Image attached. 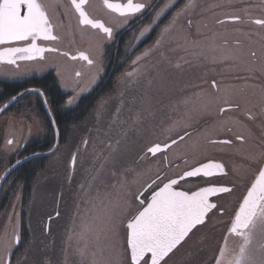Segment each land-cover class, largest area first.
I'll return each mask as SVG.
<instances>
[{"label": "rangeland", "instance_id": "1", "mask_svg": "<svg viewBox=\"0 0 264 264\" xmlns=\"http://www.w3.org/2000/svg\"><path fill=\"white\" fill-rule=\"evenodd\" d=\"M137 1L149 2V0ZM176 1L163 0L167 2L166 5ZM180 2L184 3L173 11L167 19L169 21L166 22V20L162 26L158 27L155 39L151 40L153 37H150L143 42L142 47H138L139 50L126 61L134 66H127L129 71L124 69L122 75L121 71L114 75V80L109 81L110 85L108 84L109 86L96 96L79 97L82 93H75L74 88L63 81L62 72L56 71L60 86L58 87L71 92L63 109L73 108L86 98L83 100L84 107L82 105V108L86 109V118L72 128L70 137L64 144L57 146L56 150L47 156L43 171L34 180L26 205L23 206L20 188L12 192L9 183H4L9 175L0 184V264H123L127 247L125 224L138 210L139 204L136 197L139 192L147 185L149 190H152L197 162L214 158L211 154L212 148H220V150L225 148L219 144L211 146L208 139L224 134L226 127L230 124L235 128L234 133L243 131L242 127L237 129V125H240L239 119L232 118L233 115L218 116L215 109L219 104V107L221 106L223 100L216 104L208 92L203 93L198 88L192 87V81L188 78L195 79L200 76V73H204V67L214 70L213 66L219 64L223 67L214 72L215 79L217 84L221 81L225 84L229 81L227 80L228 70L240 66L246 67L249 63L255 70L256 78L260 77L264 70L263 42L260 41L258 45L250 43L246 45V39L242 37L239 38L242 39L241 44L230 45L225 32H229L230 29L226 30L223 26L230 25L234 27L236 33H244L247 36L251 32L249 37H254L253 41L256 39L255 36L264 38V34H261L262 29L259 26L255 29L260 31L259 33L253 30L250 27H254L251 21L228 23L222 26H218L216 21L217 10L221 5L243 2L246 4L247 12L243 17L254 18L258 16L257 10L261 12L262 9L264 10V0H235L234 2L232 0H220V2L218 0H181ZM102 12L104 20L110 24L113 19L106 12ZM52 14L51 8L50 16ZM188 19L192 24L186 27L185 21ZM154 21H156L155 18L149 26V22L146 26L143 25L145 27L142 26L137 35L127 36L124 42L125 56L138 49L136 48L138 41L145 36L143 32L151 27ZM240 24L251 29H242ZM77 27L73 29L67 40L80 36L82 39H91L94 43L102 45L104 50L107 44L104 35L91 31V33L78 32L79 26ZM186 30H199L204 32V35L205 32H210L209 36L213 38L208 44L210 50L199 55L194 42L186 45L184 41ZM235 32L231 31V33ZM62 35L65 36L66 32H62ZM185 36L188 39L192 36L194 39L196 35L192 32L189 36ZM81 43L82 41H79V44ZM231 46L245 48L236 52ZM184 47L188 52L184 51ZM252 51L256 54L253 55ZM186 54H189L188 61H186ZM35 64L36 66L31 67L20 63L18 68L1 65L0 81L14 82L37 76L36 72L29 71L34 67H42L41 63ZM182 64L186 66L182 68ZM230 64L235 65L229 66ZM138 79L140 82H137ZM172 81L173 96L184 97H182L183 100L179 98L173 103L171 134L177 137L186 129L197 126L201 122L207 125L204 129H201L203 126L200 127L201 130L194 133L192 136L194 139L189 138L174 145L168 151L170 158L165 164V154L151 156L148 149L153 142L166 140V126L162 127L158 133L142 135L141 131L133 126V121L139 116L137 106L140 99V108L144 112L152 116L158 114L155 109L158 105L150 110L147 109L146 95H150L151 90L154 93L164 94ZM130 83L132 86L127 94L134 96V99L128 102L125 87ZM207 89L212 91L211 87ZM139 96L142 97L139 98ZM252 97L254 100L257 99L255 96ZM256 101L258 102L247 104L249 105L247 110L257 107L261 111L264 108V99L260 98ZM43 104L45 110L47 109L45 115L49 119L54 134V143L49 150L51 151L56 144L58 130L54 122L51 123L54 117L49 106L45 101ZM16 107L0 115V156L4 162L0 180L10 168L9 160L17 156L30 142L42 140L47 132L42 114L33 107L26 109H16ZM261 120L264 121V118ZM228 134L226 132L225 135ZM200 137H207V143L212 148L200 146L195 150V144ZM184 147L190 149L187 153H193L188 156L182 154V151L186 150ZM197 150L199 151L196 152ZM183 156L186 158L184 159ZM193 185L194 183L191 182L184 187L188 190ZM2 199H5L3 205ZM106 216L111 217L113 221L111 230L106 223ZM22 222L27 228L28 240L25 242V247L18 251L19 230ZM207 224L196 230L191 241L182 246L181 253L168 258L167 264H217L218 258L225 264H247L249 258H254L256 264H261L264 260V232L259 226L255 228L251 226L247 238L242 242L230 235L223 236V231L226 229L220 228L222 231L218 240L221 245L218 251V246H214L212 242L216 235L210 229L214 225L213 221ZM214 253L217 259L209 260L208 255L213 257Z\"/></svg>", "mask_w": 264, "mask_h": 264}, {"label": "flooded vegetation", "instance_id": "2", "mask_svg": "<svg viewBox=\"0 0 264 264\" xmlns=\"http://www.w3.org/2000/svg\"><path fill=\"white\" fill-rule=\"evenodd\" d=\"M38 4L41 6L42 11L45 13V16L48 20V24L50 27V36L55 37V39H48L45 40L42 37H37L35 43L39 48H48L46 51H43L41 54L40 52L35 53L32 59H22L20 53H12L10 56L14 61L10 64H4V66L18 68L20 63L28 64L29 66H36L35 63H41L42 67L37 68L34 67L30 72H36L37 76L34 77H41L45 74L51 73L56 80V84L58 83V79L56 77V71L62 72L63 81L71 85L74 88L75 93H82L79 97H86L87 96H96L99 92L104 91L107 86H109V81L114 80V75L119 74L121 71V75L124 69H127V66L134 64H129L126 62L132 55H134L139 48L142 47V43L146 42L150 37H153L151 40L155 39L156 30L158 27L162 26L163 23L169 19L172 15L173 11L176 10L180 4L184 2H180L181 0H177L176 2H171L169 5H166L167 2H163V0H149V2H140L137 0H133L134 3H143L145 7L142 11L135 13L133 15H128L126 17H122L117 13L109 10L105 5V0H86L84 5V10L88 17L94 21H101L106 27H110L112 29V36L109 38L107 34L102 33L99 29H94L89 25H80L78 16L72 6V0H36ZM78 1V0H76ZM113 2H120L121 4H125L128 0H108ZM235 0H232L234 2ZM45 2V3H43ZM220 2V0H218ZM252 2V1H251ZM47 3V4H46ZM245 3L243 2H234V5H221L217 10V23L218 26H222L223 24L228 23H242L244 21L252 22L253 30L258 28V25L254 23L256 19L264 18V10L256 11L258 16L254 18H244L243 15L247 13L245 10ZM52 8L53 14L50 16V9ZM106 12L110 15L113 21L110 24H107L104 20L103 12ZM216 15V12H215ZM234 17H238V19H233ZM154 24L147 28L143 34L145 35L142 40L138 41L137 47L134 52L131 54H127L125 56L124 51V42L128 35H137L140 33L141 28L145 27L146 24L153 19ZM167 20L166 22H168ZM186 27L192 24L191 20L188 19L185 21ZM145 25V26H143ZM78 32H88V33H99L100 35H104L106 37L107 44L104 46V50H102V45L100 46L97 43H94L91 39H82L80 36L75 38H70L67 40V37L72 33L74 28H78ZM143 26V27H142ZM242 29H251L246 25L240 24ZM224 29H230L229 32L225 31L227 34V38L230 41V45L233 43L234 45L241 44L242 37H245L246 45L250 44H260L263 42L264 47V38L261 36H255L256 39L253 41V38L249 37V35H245L244 33H236L234 27L230 25L223 26ZM261 34H264V29L260 28ZM91 31V32H90ZM235 32V33H231ZM258 33L260 31L255 30ZM62 32H66V35L63 36ZM194 33L196 35L193 39L192 36L186 37L185 35H190ZM210 32L202 31H184V41L185 44L193 43L197 47L196 51H198L199 55L202 54L204 51H209L210 46L208 45L211 40L213 39L209 36ZM215 37V33H213ZM229 35V37H228ZM130 37V36H129ZM79 41H82L79 44ZM261 41V42H260ZM149 42V41H148ZM33 41L31 38L27 41H18V42H5L0 44V50L7 49L9 51L10 48H26L30 47ZM225 43V42H224ZM250 43V44H248ZM145 45V44H144ZM141 46V47H140ZM235 48L236 52L242 51L244 46H231ZM57 49V51H50V49ZM249 48V47H246ZM184 51L188 52L187 49L184 47ZM251 53H255L252 51ZM256 54V53H255ZM189 54H186V61L189 59L187 58ZM81 56H86L93 61L92 64H89L87 60L81 59ZM190 61L188 62V64ZM235 64H230L229 66H233ZM186 65L182 64V68ZM215 69L210 70V67H204V73H200V76L192 79L187 78L192 81V87H196L201 90L203 93L208 92L211 95V98L216 104L223 100L221 106L219 105L216 107L215 111L217 112L219 117H224V115L230 116L233 115L232 118L239 119V124L237 125V129L239 130L240 127L243 128L241 132L234 133V126L230 124L229 127H226V132L229 133L228 135L219 134L218 137H213L208 139V143L213 147L214 145L224 146L223 150L220 148L213 149L207 143V137H200L198 142L195 144V150L198 149L197 147L204 146V148H212L214 158H209L206 160H202L197 162L196 164L192 165L191 167L182 170L179 175L173 176L169 180L165 181L164 183L170 181L171 179L180 177L185 171H190L193 168L207 163V162H214L218 163L222 166V171L219 169V172L212 174L211 176L205 177L203 175L186 178L184 180L178 181L176 185L173 187L175 189H179L185 191L187 193H192L195 191L200 190L204 187L209 186H216V187H227L230 189L229 192L225 193H217L209 198V202L217 205L216 209L210 210L208 214V219L203 225L198 226L199 228L208 225L210 221H213V226L210 228L211 231H214L216 235L212 239L214 246H218V251L220 250L221 242L218 240V236L221 235V229H226L223 231V236L231 235L234 239L236 238L240 242L243 239L247 238V234L251 225L243 232L232 234L229 232L232 217L241 203L244 195L250 188L252 182L254 181L255 177L259 173V168L262 167L264 164V121L261 119L264 118V108L261 111L257 109V107H252L251 110H247V104L251 102L257 103L258 99H264V70L263 72H258L260 74L259 78H256L255 70L250 66V63L244 67L240 66L238 68H233L228 70L229 73L227 74L228 83L224 84V81L219 82L215 79L214 72L222 69V65H214ZM129 71V70H128ZM137 71V69H136ZM76 73H80L79 76ZM257 73V74H258ZM137 82H140L138 79ZM109 84V85H108ZM215 84V86H213ZM59 86V83L57 84ZM132 84L126 85L125 93L128 102H131L134 99V96L128 95V91L131 88ZM60 87V86H59ZM173 87V81L171 82L170 86L167 87V90L164 94L162 93H154V91H150V95H146L148 100L145 101V105L147 109H152L156 106L158 114L152 116L144 112L142 108H140V102L138 103L137 111L139 116L133 121V126L141 131L142 135H147L151 133H158L162 130V127L166 126V140L162 141H155L152 143L151 148L154 145H167L170 144L165 150L157 152L156 156L159 154H165L164 160L165 164L169 162L170 156L168 155V151L177 143L192 138L194 139V133L197 131L204 129L205 125L204 122H201L199 125L186 129L183 131L182 134L174 137V134H171V126H172V117H173V103L178 100L179 98L182 99L184 96H173L171 88ZM211 87L212 91H209L207 88ZM64 95V104L67 102L70 97V91L68 89L59 88ZM188 95V94H185ZM151 96V99H150ZM252 96H255L257 99L254 100ZM133 97V98H131ZM142 96H139V98ZM187 97V96H186ZM83 98V100H86ZM227 98V99H226ZM185 99V98H184ZM158 100L159 103H158ZM183 100V99H182ZM164 102V103H163ZM256 106V104H254ZM158 107V108H157ZM124 108H131V107H124ZM224 109V111H221ZM147 111V110H145ZM255 113V114H254ZM213 116L215 113H212ZM144 115V116H141ZM136 117V116H135ZM133 117V119L135 118ZM255 117V119H253ZM213 118V117H212ZM244 125V127L242 126ZM203 126V127H202ZM202 127L201 129H199ZM135 131V130H134ZM188 135H185V133ZM240 136L242 139H237ZM180 137H184L183 140ZM173 140L177 142L175 144L172 143ZM228 140L230 143H213V141H223ZM59 146V144H58ZM186 150L182 151V154H192L193 152H189L190 150L188 147H184ZM194 150V151H195ZM197 150L196 152H198ZM184 159L186 158L183 156ZM194 183V185L187 190L184 187L185 184ZM163 183V184H164ZM161 184V185H163ZM161 185L158 187L149 190V186H145L142 191L139 192V200H137L139 207L136 211L135 215L138 214L139 211L148 203L151 198L152 193L157 190ZM140 200L144 201V204H140ZM134 215V216H135ZM220 221V223H216ZM129 222V221H128ZM225 224V225H224ZM126 225V224H125ZM221 228V229H220ZM196 230H194L195 232ZM210 231V232H211ZM226 232V233H225ZM193 234H190V238L187 239L185 243H182L184 246L188 241H191V237ZM219 241V244H218ZM218 244V245H216ZM126 246H127V239H126ZM182 246H178L177 250H174V254H170L169 257H166L165 260L168 258L181 253ZM215 248V247H214ZM229 253V251L227 252ZM209 260H214L215 253L213 257L208 255ZM130 259V258H129ZM217 259V256L215 260Z\"/></svg>", "mask_w": 264, "mask_h": 264}, {"label": "snow or ice", "instance_id": "3", "mask_svg": "<svg viewBox=\"0 0 264 264\" xmlns=\"http://www.w3.org/2000/svg\"><path fill=\"white\" fill-rule=\"evenodd\" d=\"M105 2L109 9L119 13L122 17L138 13L145 7L143 3H134L133 0H128L126 4L108 3L107 0ZM73 3L82 18V24L101 29L109 38L112 36L110 27H105L103 23L86 17L85 12L81 10L83 0H79V3L73 0ZM233 19H238V17ZM254 23L264 28V18L256 19ZM37 37L45 40L55 39L50 36L48 20L36 0H0V44L27 41L31 38L33 43L30 47H15L10 48L9 51L22 54V59H32L35 53L44 51L37 47L35 43ZM50 51H57V49L53 48ZM81 59L87 60L89 64L93 63L86 56H81ZM76 75L79 76L80 73ZM185 135L188 133L186 132ZM180 139L183 140L184 137ZM237 139H242V137L238 136ZM176 142V140L172 141L173 144ZM217 142L230 143L228 140L213 141V143ZM9 143L12 142L9 141ZM164 147L167 148L168 145ZM160 149L161 145L157 144L148 151L155 154ZM213 168L223 170L220 164L204 163L190 171H185L179 179L184 180L200 175L208 177L212 175ZM177 183V179H171L169 183L164 184L163 188L153 193L147 207L129 220L123 264H129V255L130 264H167L165 258L174 254V250L182 246V243L190 238V234H194V230H198V226L206 222L210 210L217 208V205L209 202V197L215 193L230 191L229 188L223 186H209L188 194L171 190L172 186ZM257 188L261 193L259 196L256 194ZM136 199L139 200V196ZM140 204L143 205L144 201L140 200ZM105 220L111 230L113 226L111 217L106 216ZM234 221L233 231H239L240 228H248L251 225L253 228L259 226L264 232V167L259 168L258 178L244 197ZM217 264H225V262L218 258ZM247 264H256L255 259L249 258ZM261 264H264V260Z\"/></svg>", "mask_w": 264, "mask_h": 264}, {"label": "trees", "instance_id": "4", "mask_svg": "<svg viewBox=\"0 0 264 264\" xmlns=\"http://www.w3.org/2000/svg\"><path fill=\"white\" fill-rule=\"evenodd\" d=\"M28 89H35L36 92H27L20 99H18L15 104L8 108L7 111L13 110L17 105L16 109L33 107L40 114H42L43 120L45 121L44 127L47 132L42 140L30 142L17 154V156L9 160V167L13 166L17 160H21L34 154L47 153L52 148L54 143V134L49 119H47L45 115L47 109L45 110L43 104L44 101L53 113L54 121L51 123L53 124L54 122V126L58 130L59 145L64 144L70 137L72 128L86 118V109L82 108V105L83 107L85 105L84 101L68 110L63 109L64 95L57 86L56 80L51 73L45 74L41 77H32L21 81H0V107L11 100L14 96ZM46 161L47 157H38L24 162L14 168L7 177V181L4 182L5 184L9 183L10 190L12 192L20 188L23 206L27 204L34 180L37 175L43 171ZM3 163L4 162H2V158L0 156V175L4 170ZM7 197L8 195L6 198ZM1 201L3 202V205L5 203V199H2ZM19 237L20 245L18 251L25 247V242L28 240L27 228L23 222L20 226Z\"/></svg>", "mask_w": 264, "mask_h": 264}, {"label": "water", "instance_id": "5", "mask_svg": "<svg viewBox=\"0 0 264 264\" xmlns=\"http://www.w3.org/2000/svg\"><path fill=\"white\" fill-rule=\"evenodd\" d=\"M37 2V1H36ZM77 3H79V0L78 1H76ZM85 2H86V0H83V4H82V7H81V10L82 11H84L85 12V10H84V5H85ZM107 2L108 3H119V4H121L120 2H113V1H108L107 0ZM38 3V2H37ZM72 6H73V8H74V10H75V12H76V14H77V16H78V19H79V23H80V25H89V24H82L81 23V17H80V15H79V12L77 11V9L75 8V4L73 3V0H72ZM126 4V3H125ZM104 5L107 7V5H106V2L104 1ZM108 8V7H107ZM109 9V8H108ZM109 10H111V9H109ZM22 11H23V9H22ZM112 11V10H111ZM114 12V11H113ZM115 13H117V12H115ZM118 15H119V13H117ZM85 15H86V17L88 18V19H90L89 17H88V15L86 14V12H85ZM92 20V19H91ZM100 23H102L101 21H99ZM90 27H91V25H89ZM105 26V25H104ZM106 27V26H105ZM102 33H104L101 29H99ZM42 49H44V51H46L48 48H42ZM41 54L43 53V51L42 52H40ZM12 55V52H10V51H8L7 49H2V50H0V66L1 65H4V64H10V63H12L13 61H14V59H12L10 56ZM31 91H34V92H36L35 90H25V91H23V92H21L20 94H18V95H16V96H14L11 100H9L7 103H5L1 108H0V115H2L13 103H15L18 99H20L24 94H26L27 92H31ZM168 146L170 145V144H167ZM57 146H58V136H57V132H56V144H55V146L53 147V149L51 150V151H49V152H47V153H43V154H34V155H31V156H28V157H26V158H23V159H21V160H19L18 162H16L15 164H13V166H11L10 168H9V170L2 176V178H1V180H0V184L2 183V181L4 180V178L5 177H7L9 174H10V172L14 169V168H16V167H18L19 165H21L22 163H24V162H27V161H29V160H31V159H33V158H38V157H47L48 155H50V154H52L55 150H56V148H57ZM155 146V145H154ZM153 146V147H154ZM166 148L164 147V145L163 146H161V149L159 150V151H163V150H165ZM159 151H157V152H159ZM156 152V153H157ZM151 155H155V154H153V153H151V152H149ZM207 163H209V162H207ZM211 163H213V164H218V163H214V162H211ZM200 166V165H199ZM199 166H197V167H199ZM262 167H264V164L262 165ZM217 172H219V169H217V168H213L212 169V174H214V173H217ZM184 174V173H183ZM183 174L181 175V176H183ZM259 174V173H258ZM258 174H257V176L255 177V179H254V181L252 182V184H251V186H250V188L252 187V185H253V183H255V181L257 180V178H258ZM180 176V177H181ZM180 177H177V178H174V179H177L178 181H180ZM167 183H169V181L168 182H166V183H164V184H167ZM164 184L163 185H161L157 190H155L154 192H156V191H159L161 188H163V186H164ZM174 186V185H173ZM172 186V188H171V190H174V191H182V190H179V189H175L174 187ZM249 188V189H250ZM248 189V190H249ZM199 191V190H198ZM153 192V193H154ZM182 192H185V191H182ZM196 192V191H195ZM248 192V191H247ZM247 192H246V194L244 195V197L247 195ZM153 193H152V195H151V198H152V196H153ZM187 193V192H186ZM193 193V192H192ZM188 194H191V193H188ZM215 194H217V193H215ZM215 194H213V195H215ZM256 194H257V196H259V195H261V193L259 192V188H257V191H256ZM213 195H211V196H213ZM210 196V197H211ZM209 197V198H210ZM244 197H243V199H244ZM151 198H150V200L148 201V203L151 201ZM243 199H242V201H241V203L239 204V206L237 207V209H236V211H235V214H234V216H233V218H232V221H231V225H230V229H229V232L230 233H232V234H237V233H243L247 228H240V230L239 231H233V228H234V224H235V221H234V218H235V215H236V213L239 211V209H240V207H241V204H242V202H243ZM147 203V204H148ZM147 204L144 206V207H147ZM143 207V208H144ZM143 208H142V210H143ZM141 210V211H142ZM128 223V222H127ZM127 223H126V228H127ZM129 258H130V255H129Z\"/></svg>", "mask_w": 264, "mask_h": 264}]
</instances>
